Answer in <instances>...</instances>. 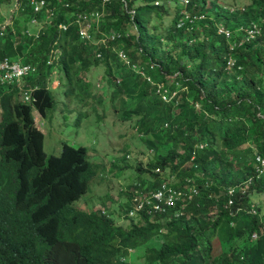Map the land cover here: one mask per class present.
<instances>
[{
  "label": "trees",
  "instance_id": "1",
  "mask_svg": "<svg viewBox=\"0 0 264 264\" xmlns=\"http://www.w3.org/2000/svg\"><path fill=\"white\" fill-rule=\"evenodd\" d=\"M16 4L11 23L0 14V61L35 70L0 83V264H264V211L250 212L254 196L264 195L256 161L264 158V22L253 38L243 30L264 17V0L239 9L218 0H46L40 12L29 0ZM91 12L100 17L98 25L91 20L94 41H84L75 19ZM33 18L42 25L28 35ZM119 50L150 79L126 65ZM99 66L111 112L135 120L131 135L147 160L129 164L135 173L125 184L126 201L105 196L102 207L83 209L74 201L98 174L118 171L115 161L128 167L130 144L112 155L108 169L92 163L84 145L62 142L59 153H47L34 111L45 117L54 109L47 78L56 69L67 96L99 98L83 78ZM35 85V101L24 102L23 92ZM87 115L79 112L77 122ZM162 183L199 193L161 213L128 215L136 188ZM230 187L236 192L228 205ZM156 237L160 244L150 245Z\"/></svg>",
  "mask_w": 264,
  "mask_h": 264
},
{
  "label": "rangeland",
  "instance_id": "2",
  "mask_svg": "<svg viewBox=\"0 0 264 264\" xmlns=\"http://www.w3.org/2000/svg\"><path fill=\"white\" fill-rule=\"evenodd\" d=\"M182 1L185 3L184 0ZM218 1L220 4L235 9L242 8L248 2V0ZM16 5V0H9V2L0 4V14L4 16V24L11 23V19H14ZM173 13L174 9L171 6L168 13L169 18L172 17ZM36 24L37 26L34 23L30 24L28 29L35 32L41 27L42 22ZM103 73L102 67L99 66L92 67L89 72L83 75V78L94 82V87L91 90L94 94L99 93L100 96L96 99H81L79 96H67L65 94L64 88L67 86L66 78H64L59 69H56L49 76L48 80V85L53 90L52 92L56 99L54 109L45 117L40 116L34 111V114L40 119L36 123L38 125H40V122L42 123L40 129L44 133V150L47 153H59L62 142L72 145H84L88 148V159L95 164L103 162L102 164H105L108 169L112 163V155L114 157L121 155L122 151L120 149L124 143L130 144L128 167L125 168L122 163L117 164L115 161L113 164H116L120 168L118 171L112 174H105V179H103L102 175L98 174L95 177V180L98 181L92 180L90 182L91 191L74 201L73 204L76 207L78 206L83 209H87L90 206H94V208L102 207L99 203L105 199V196L112 197L114 201L119 200L118 203L126 201L127 197L123 194L125 184L135 173V171L129 169V164L133 165L139 159L143 162L147 160V155L143 154L146 151L144 144L140 142L136 134L134 136L131 135V131L133 130L132 124L135 120L124 121L120 118V112H111L109 91L105 90L104 81L100 79V75ZM173 95L174 93H172ZM83 111L87 112L88 115L80 117L77 122L79 112ZM115 205L113 203L112 208H115ZM252 205L255 210L260 206L264 211V195L254 196ZM114 212L116 221L121 223L123 219H121V216L119 217L118 211ZM128 215L133 216L129 212ZM160 242L161 238L156 237L153 244L150 243V245L158 246ZM131 254L136 257L133 260L134 262L138 263L141 261L140 257H137L139 250L131 251Z\"/></svg>",
  "mask_w": 264,
  "mask_h": 264
},
{
  "label": "built area",
  "instance_id": "3",
  "mask_svg": "<svg viewBox=\"0 0 264 264\" xmlns=\"http://www.w3.org/2000/svg\"><path fill=\"white\" fill-rule=\"evenodd\" d=\"M185 2L187 0H184ZM46 0H29L30 6H32L34 12H40L42 8L45 5ZM100 14L97 12H91V13H78L76 15V22L79 26L78 28V35L81 40L84 41H94V38L91 33V29L95 28L96 25H98ZM189 17V16H185ZM92 19L96 21V25L92 24ZM192 20V19H190ZM31 24L34 23L35 26H37L36 23H39L40 21L37 20V18L31 19ZM3 27V25H2ZM40 28V27H39ZM39 28L37 30H39ZM59 28L66 29L65 24H60ZM32 32L30 29H25L24 32L28 35L36 34L37 32ZM219 31L224 32L227 36L229 35V30L225 29L224 27H219ZM259 31L256 29L255 26H252L250 29L245 32L246 39L253 38L255 34H257ZM121 35L119 33L116 34H109L106 36H103L99 39H97V42H105L107 39L114 40L116 38H119ZM97 56H100V54H97ZM118 57L125 62L126 65H131L132 68L139 74H142L143 76L147 77L149 80L150 77L146 76L143 68L137 66L136 64H131L130 60L128 59V56L125 54L123 50L118 51ZM52 58L49 57L46 61L47 64L52 63ZM35 70L34 67H32L29 64L21 63L17 60H11L10 58H4L0 61V83H12L14 81H18L23 76H26L30 72H33ZM157 91L161 93V96L165 98L164 92H161V85L158 86ZM165 91V90H164ZM256 161L258 162L257 165V171L258 174H262L264 172V158L257 155ZM249 180L245 182V184L240 187V190L244 186H248ZM136 185H139L136 183ZM191 192H186L183 189H173L172 187L168 186L167 183H162L160 187L156 190H149L147 192H143V189L136 188L134 190V194L131 196V203L132 208L129 210L130 215H134L136 212L144 211L146 213H154V212H164L167 207H173L178 201H181L184 198L192 199L193 196L197 195L198 189L195 187L190 189ZM236 192L235 188L230 187L227 190V193L229 194V199L227 200V204L231 205L233 203L232 195ZM256 210L253 205L250 207V212L254 213ZM177 214V213H176ZM252 237L255 238L256 234L253 233Z\"/></svg>",
  "mask_w": 264,
  "mask_h": 264
},
{
  "label": "clouds",
  "instance_id": "4",
  "mask_svg": "<svg viewBox=\"0 0 264 264\" xmlns=\"http://www.w3.org/2000/svg\"><path fill=\"white\" fill-rule=\"evenodd\" d=\"M264 22V17H262V19L261 20H259V19H257V21H252V23L249 25H247L246 27H244L243 28V30H244V32H247V30L248 29H250L252 26H255L256 27V29H258V33L257 34H261V32H262V23ZM17 61H19V60H17ZM23 77H25V76H23ZM22 77V78H23ZM22 78H20L18 81H15V82H19ZM49 78V77H48ZM47 78V86L50 88V86L48 85V79ZM99 85V84H98ZM36 88H38V86L37 85H35L34 87H32V88H28L27 89V91H24L23 92V94H22V97H23V101L24 102H30V100L31 101H35V97H33L32 95H31V93L33 92V90L34 89H36ZM37 117V116H36ZM39 118L37 117V120H38ZM37 120H36V122H37ZM40 120V119H39ZM36 125L40 128V125H42V123L40 122V125H38L37 123H36Z\"/></svg>",
  "mask_w": 264,
  "mask_h": 264
}]
</instances>
